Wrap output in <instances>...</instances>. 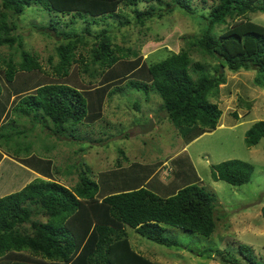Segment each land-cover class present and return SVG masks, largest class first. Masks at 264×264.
<instances>
[{
  "label": "trees",
  "instance_id": "16d2710c",
  "mask_svg": "<svg viewBox=\"0 0 264 264\" xmlns=\"http://www.w3.org/2000/svg\"><path fill=\"white\" fill-rule=\"evenodd\" d=\"M121 1L133 4L134 24H144L175 9L196 19L201 31L190 36L185 47L177 51L167 49L164 55L142 63L136 50L129 52L128 46L113 39L115 29L128 24L129 19L118 18L113 26L106 20L118 16ZM138 1L0 0V45L12 46L16 42L18 52L17 58L9 54L0 59L2 79L9 84L10 94L17 96L9 107L12 115L0 123V148L23 160L30 154V141L25 138L37 123L57 139H84L76 134V125L84 119H95L97 114L88 110L98 109L102 101L97 104L96 101L119 88L108 90L111 82L98 85L92 93L66 81L74 62L88 71L81 50L89 42V61L98 63L106 80L124 71L120 80L132 73L147 74L146 81L129 78L127 84L145 92L150 88L156 93L161 99L159 106L187 142L217 125L221 109L214 97L218 85L226 81V73L251 70V83L264 87V24L247 16L249 12L264 11V0H213L205 10L203 4L193 0H156L158 5L149 2L144 8L136 6ZM31 3L42 6L53 16L68 15L66 25L79 19L83 22L79 30L72 24L67 29L59 28L54 24L58 18H49L46 25H41V29H47L44 34L52 30L53 35L60 36L54 46L57 59L51 62L48 58L54 74L51 78L60 80H42L41 76L35 80L34 74L43 71L42 64L34 51L22 46V29L14 16ZM198 9L202 11L197 14ZM102 20L105 25L91 32L89 25ZM128 52L136 57L130 59ZM193 52L198 53L200 61L192 58ZM120 58L127 60L126 67L116 69ZM212 59L214 63H210ZM1 90L0 84V93ZM231 115L237 117V112L232 110ZM260 137H264V118L253 120L245 128L243 142L253 145ZM5 157L2 155L1 159ZM114 165L119 166V162L116 160ZM31 167L43 171L34 164ZM73 168L75 164L69 163L63 172L69 173ZM252 169L250 162L234 157L210 164V175L240 184L249 179ZM88 171L86 165L80 166L78 179L70 186L36 175L19 189L0 195V264H158L132 248L126 226L171 246L176 245V239L164 234L163 223L209 236L215 219L227 214L217 211V201L215 209L212 192L193 181L168 195L138 185L108 192L97 199L98 184ZM261 211L264 216V205ZM210 252L224 263L259 264L250 246L241 242L236 245V254L212 247L197 254Z\"/></svg>",
  "mask_w": 264,
  "mask_h": 264
},
{
  "label": "rangeland",
  "instance_id": "374dc122",
  "mask_svg": "<svg viewBox=\"0 0 264 264\" xmlns=\"http://www.w3.org/2000/svg\"><path fill=\"white\" fill-rule=\"evenodd\" d=\"M212 1L193 0V3L203 4L205 10ZM149 2L159 4L156 0H139L136 6L144 8ZM132 6L133 4L121 1L118 16L106 20L113 26L118 18L129 19L128 24L115 29L113 39L119 45L128 46L129 52L136 50L142 63L145 61L147 64L164 55L167 49L177 51L185 47L189 37L198 35L201 31L196 19L175 9L160 18L152 17L144 24H134ZM200 11L202 9H198L196 13ZM247 15L251 20L264 24V11L249 12ZM49 18H58L54 24L63 29L72 24L79 30L83 25L80 19L66 25L68 15L53 16L52 12L48 13L42 6L34 3L25 6L20 14L14 16L22 29V46L34 51L42 64L43 71L34 74L35 80H39L40 76L42 80H60L51 78L54 74L51 73L48 61L49 57L51 62L57 59L54 46L60 36L53 35L52 30H49V34H44L47 29H41V25H46ZM104 21L90 24L91 32L103 27ZM89 44L81 50L89 66L88 71H83L81 64L74 62L69 67L66 81L88 92H92L98 85H108L111 82L108 90L119 88L113 89L101 100L98 99L96 104L102 101L98 109L88 110V113L93 111L97 116L100 115L98 118L94 116L95 119L92 120L84 119L76 125V134L83 135L84 139H57L54 134L47 133V128L37 123L25 138L30 141V154L24 156L23 160L0 148V159L2 155L6 156L0 160V195L19 189L34 174H45V177L58 178L61 183L71 185L78 178L80 166L85 165L90 169L88 174L95 180L106 174L109 176L107 182L115 178L123 184L124 180L126 187L122 189L144 185L161 195L171 194L186 182L193 181L213 193L215 209L216 201L218 202L217 211L227 212L222 219H215L213 232L205 236L163 223L164 234L174 237L177 242L176 245L169 246L148 239L126 226L132 248L158 264H229L220 261L211 252L197 253L205 247H212L213 250L224 249L230 254H236V245L241 242L250 246L256 262L264 264V216L261 211V206L264 205V137L249 146L243 142L245 128L253 120L264 118V87L251 83L252 71L226 73V81L218 85V93L214 97L221 109L219 124L187 142L168 120L165 110L159 106L161 99L156 93L150 88L145 92L142 88L127 84L129 78L146 81L147 74L132 73L120 80L124 71L106 80L98 63L92 64L89 61ZM129 52L127 55L130 59L136 57L129 55ZM9 54L14 58L18 57L16 42L12 46L0 45V59L2 55L6 57ZM193 54V59L198 56L196 52ZM197 59L200 61L199 57ZM119 60L121 62L114 67H126L127 60ZM213 60L210 63H214ZM2 67L0 61V123L12 115L9 114V107L17 97L10 94L9 84L2 79ZM45 70L47 73H44ZM245 102L249 103L248 107ZM232 110L237 112V117L231 115ZM234 157L252 164L253 169L247 181L230 184L210 175V164ZM116 159L120 165L115 168ZM69 163L75 164V169L64 173ZM33 164L43 171L31 173L28 168H32ZM156 164L157 167L154 168ZM27 171L30 172L29 177ZM156 180L164 185L162 190L152 185ZM173 187V191L167 192ZM112 190V187H107L102 194Z\"/></svg>",
  "mask_w": 264,
  "mask_h": 264
},
{
  "label": "crops",
  "instance_id": "0c3cea01",
  "mask_svg": "<svg viewBox=\"0 0 264 264\" xmlns=\"http://www.w3.org/2000/svg\"><path fill=\"white\" fill-rule=\"evenodd\" d=\"M248 16V15H247ZM22 164V163H21ZM136 167V166H135ZM157 167V164L154 166V168H156ZM116 168V167H115ZM134 168V167H133ZM28 169H30V171H31V173H33L34 171H37V170H35V169H32V168H28ZM35 173V172H34ZM29 174H30V172H28L27 171V175H28V177H29ZM38 175V174H37ZM109 175H111V174H109ZM34 176H36V174H34ZM39 176H42V177H44V178H51V177H49V176H47V177H45L44 176V174H41V175H39ZM33 177V176H32ZM109 176L108 175H106V174H103V175H101L99 178H98V180H95L96 182H97V184H98V189H97V191H98V193L96 194V198L97 199H100V196H102V195H104V194H102L106 189H107V187H112V191H114V190H120V189H122V188H124V187H126V186H124V183H125V181L123 180V184H122V182L119 180V179H115L114 178V180H112L111 182H107V178H108ZM112 177H114V176H112ZM111 178V177H110ZM52 179H54V180H56V181H58V182H61V181H59V179L58 178H52ZM110 180V179H109ZM108 180V181H109ZM115 183H118L119 185H116ZM74 184V183H73ZM115 184V185H114ZM154 187H156L157 189H161L162 190V188H163V184H160V182L159 181H155V182H153V184H152ZM68 186H70V185H68ZM118 186H121V187H118ZM129 188V187H128ZM109 192H111V191H109ZM108 193V192H107ZM41 217H43V216H41ZM151 257V256H150Z\"/></svg>",
  "mask_w": 264,
  "mask_h": 264
},
{
  "label": "clouds",
  "instance_id": "9594fccd",
  "mask_svg": "<svg viewBox=\"0 0 264 264\" xmlns=\"http://www.w3.org/2000/svg\"><path fill=\"white\" fill-rule=\"evenodd\" d=\"M217 105H218V102H217ZM219 124V123H218ZM117 160V159H116ZM119 162V160H117ZM119 165H120V162H119ZM114 167H117V166H114ZM93 178V177H92ZM78 179V178H77Z\"/></svg>",
  "mask_w": 264,
  "mask_h": 264
},
{
  "label": "water",
  "instance_id": "95a60500",
  "mask_svg": "<svg viewBox=\"0 0 264 264\" xmlns=\"http://www.w3.org/2000/svg\"><path fill=\"white\" fill-rule=\"evenodd\" d=\"M143 130H145V129L143 128Z\"/></svg>",
  "mask_w": 264,
  "mask_h": 264
}]
</instances>
